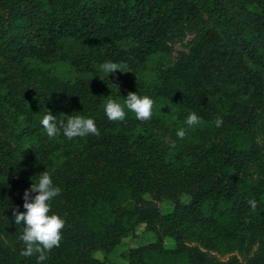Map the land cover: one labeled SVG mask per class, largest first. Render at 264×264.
Here are the masks:
<instances>
[{
  "label": "trees",
  "instance_id": "trees-1",
  "mask_svg": "<svg viewBox=\"0 0 264 264\" xmlns=\"http://www.w3.org/2000/svg\"><path fill=\"white\" fill-rule=\"evenodd\" d=\"M190 20H197L198 32L188 53L152 67L154 57L171 55L170 38ZM106 61L126 64L124 71L145 73L151 82L121 83L114 77L119 71L101 70ZM48 64L60 65V72L43 70ZM15 76L43 81L36 94H20ZM129 92L150 97L157 118L188 138L204 139L222 117V137L173 147L127 108L125 120L110 121L106 101L123 105ZM0 107L16 123L18 142L14 149L0 136V228L12 239L11 248L0 245V264L38 259L20 255L23 225L15 224L12 209L25 211L24 200L11 189L38 179L78 145L86 149L83 164L53 181L61 194L49 214L65 227L60 246L42 264H195L205 254L181 240L185 222L229 237L242 230L251 239L264 234V221L250 216L247 204L264 205V165L262 179L247 169L257 155L256 118L264 133V0H0ZM49 111L57 120L91 118L99 134L69 140L61 133L52 138L55 145L36 141ZM191 112L200 118L195 127L185 123ZM146 195L170 206L161 211ZM139 225L154 237L120 249ZM199 239L214 246L211 233ZM112 253L121 260H111ZM263 263L258 255L218 264Z\"/></svg>",
  "mask_w": 264,
  "mask_h": 264
},
{
  "label": "rangeland",
  "instance_id": "rangeland-1",
  "mask_svg": "<svg viewBox=\"0 0 264 264\" xmlns=\"http://www.w3.org/2000/svg\"><path fill=\"white\" fill-rule=\"evenodd\" d=\"M203 18L210 20L207 14H203ZM198 32L197 20H190L184 22L180 29L172 35L169 40L171 45V55L168 58L154 57L151 60V66L167 67L175 63L180 57L186 55L192 44L194 37ZM60 65L48 64L43 67V70L52 74H58L60 72ZM115 79L124 84H140L141 82L150 83L151 78L145 73H131L125 71L115 74ZM43 81L42 76H37L34 80L22 79L19 76H15L12 80L13 90L17 93L36 94L38 92L39 83ZM160 110L158 113H161ZM158 115L152 110V118L149 121L141 122L137 120L132 114V118L135 122L150 129L153 133L167 139L169 142L176 146H193L196 143L204 142L211 143L222 137V129L220 127H214L208 133V135L202 140H196L188 137L180 139L177 137L175 131H172L166 122L157 118ZM15 128L16 123L10 119L8 114L0 107V136L8 141L10 146L14 149L18 148V142L15 140ZM254 136L255 147L257 149L256 158L253 161L248 162V171L257 179H262V175L259 172L260 166L264 165V133L262 132L260 121L256 118L254 122ZM36 141L42 143H49L50 145L57 144V140L50 139L45 132L37 129L34 134ZM38 139V140H37ZM86 149L83 146H74L66 157L59 159L47 172L49 173L52 181L58 180L62 177L71 176L73 172L80 167L84 162V155ZM39 179V178H38ZM38 179L33 182H37ZM26 186L15 187L11 189V192L18 195H23L26 189H29L32 183ZM147 204H153L157 206L161 211L166 210L170 206V202L165 198H156L150 195H146ZM250 216H258L264 221V205L257 208L256 211L250 212ZM159 230V226H156ZM181 240L190 247L200 248L205 257L202 261H198L195 264H218L222 262H239L247 263V261L258 255L264 257V234H257L254 239H251L250 230H242L236 236L229 237L218 234L211 230H206L203 225L192 222H185L180 227ZM206 232L211 233L214 246L207 247L199 239L201 234ZM154 237L153 229L139 225L135 228L133 234L124 236L121 240L120 249H127L134 246L146 245ZM167 245H170L172 241L165 239ZM0 245L11 248L12 239L10 236L0 228ZM98 257H102V253L97 251L95 253ZM111 260L120 261L116 253L109 255ZM124 262V260H123ZM109 264V263H108ZM264 264V263H263Z\"/></svg>",
  "mask_w": 264,
  "mask_h": 264
},
{
  "label": "clouds",
  "instance_id": "clouds-1",
  "mask_svg": "<svg viewBox=\"0 0 264 264\" xmlns=\"http://www.w3.org/2000/svg\"><path fill=\"white\" fill-rule=\"evenodd\" d=\"M100 67L106 74H115L117 71L125 72L124 69L127 65L106 61ZM153 104L154 101L150 97L129 92L123 105L108 99L104 105V112L110 121H123L126 117L125 108H127L137 120L146 122L152 118ZM185 123L189 127H195L200 123V118L195 112H191ZM213 123L216 127H221L223 124L222 117H217ZM40 124L50 139L61 133L69 140L86 137L90 134H99L95 121L80 115H70L66 121L57 120L56 116L49 111L48 114L43 116ZM185 134L184 129H179L176 133L180 139H183ZM172 146H175L174 143ZM32 193H36V195L33 196ZM60 194L61 189L54 186L49 173L44 171L40 174L38 181L33 182L31 187L26 189L23 194V208L25 211H19L18 207L12 209L15 224L18 226L23 225V233L20 239L25 244V248L20 255L23 257L38 255L37 264H42L48 258L47 254L54 247H59L62 240L61 233L65 227V220L57 214H49L51 212V202ZM247 204L250 212L254 213L258 207L257 201L248 199ZM247 222L246 220L245 223Z\"/></svg>",
  "mask_w": 264,
  "mask_h": 264
}]
</instances>
